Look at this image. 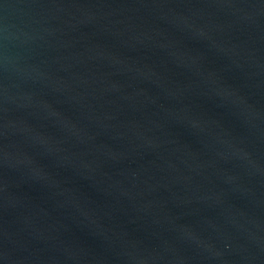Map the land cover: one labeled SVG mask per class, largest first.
Returning <instances> with one entry per match:
<instances>
[{
    "label": "water",
    "instance_id": "obj_1",
    "mask_svg": "<svg viewBox=\"0 0 264 264\" xmlns=\"http://www.w3.org/2000/svg\"><path fill=\"white\" fill-rule=\"evenodd\" d=\"M0 264H264V0H0Z\"/></svg>",
    "mask_w": 264,
    "mask_h": 264
}]
</instances>
